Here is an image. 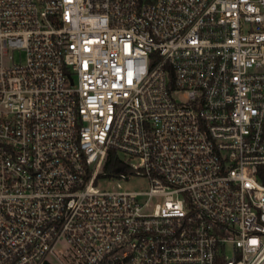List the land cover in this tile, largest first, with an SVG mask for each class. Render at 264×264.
<instances>
[{
  "label": "built area",
  "instance_id": "2783aa9c",
  "mask_svg": "<svg viewBox=\"0 0 264 264\" xmlns=\"http://www.w3.org/2000/svg\"><path fill=\"white\" fill-rule=\"evenodd\" d=\"M50 256L264 264V0H0V264Z\"/></svg>",
  "mask_w": 264,
  "mask_h": 264
},
{
  "label": "rangeland",
  "instance_id": "374dc122",
  "mask_svg": "<svg viewBox=\"0 0 264 264\" xmlns=\"http://www.w3.org/2000/svg\"><path fill=\"white\" fill-rule=\"evenodd\" d=\"M117 179H101L99 184L103 188H110L112 184L116 183ZM125 189L131 191H146L149 189V179L145 177H133L130 180L121 181ZM67 248V243L65 241H60L58 243V249L64 251ZM230 254V252L228 253ZM50 259L54 261L55 264H60V262L54 257L50 256Z\"/></svg>",
  "mask_w": 264,
  "mask_h": 264
},
{
  "label": "trees",
  "instance_id": "16d2710c",
  "mask_svg": "<svg viewBox=\"0 0 264 264\" xmlns=\"http://www.w3.org/2000/svg\"><path fill=\"white\" fill-rule=\"evenodd\" d=\"M126 167L122 160L118 157L114 150L109 151L108 159L105 163V171L110 175L118 174L120 171L124 170ZM44 264H50L48 262Z\"/></svg>",
  "mask_w": 264,
  "mask_h": 264
}]
</instances>
